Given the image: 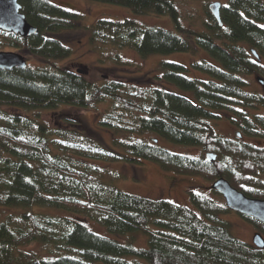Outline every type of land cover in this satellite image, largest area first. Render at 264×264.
<instances>
[{"label":"trees","instance_id":"trees-1","mask_svg":"<svg viewBox=\"0 0 264 264\" xmlns=\"http://www.w3.org/2000/svg\"><path fill=\"white\" fill-rule=\"evenodd\" d=\"M90 1L167 17L177 32L99 20L90 42L110 60L124 64L123 50L144 58L203 50L218 64L193 63L207 80L190 78L183 65L162 63L147 78V88L128 89L113 81L97 85L86 72L57 65L71 57L60 36L77 28L78 16L47 0H19L39 35L0 31V51L23 50L45 65L0 70V209L18 212L5 218L0 213V264H264V250L231 234L222 219L233 213L226 206L195 192L190 193L193 209L129 195L88 163L151 162L179 176L212 183L225 178L246 197L264 200V148L243 140L264 141V96L246 80L255 75L264 80V0H230L221 9L223 27L207 8L203 31L181 27L174 0ZM103 104L109 112L102 127L128 136L115 139L113 148L90 137L77 115L60 112L56 116L62 121H43V112L61 106ZM221 113L242 139L216 132L212 122L223 120ZM150 134L218 159L171 152L145 138ZM241 217L264 236V224ZM88 219L118 239L91 231ZM136 231L148 237L146 249L119 241ZM31 244L42 245L47 255L23 251Z\"/></svg>","mask_w":264,"mask_h":264},{"label":"rangeland","instance_id":"rangeland-1","mask_svg":"<svg viewBox=\"0 0 264 264\" xmlns=\"http://www.w3.org/2000/svg\"><path fill=\"white\" fill-rule=\"evenodd\" d=\"M47 1L78 16V20L75 21L77 28L67 30L60 36V40L71 50V57L67 61L57 62V65L70 68L72 71H76L82 75V71H84L87 73L86 75L88 76V79L97 85L113 81L125 84L128 89L147 88L151 83L147 78L153 76L154 73L159 72V67L162 63H176L183 65L189 69L187 75L190 78L207 80L208 77L206 75L193 69V63L206 61L218 64L217 61L203 50H197L193 54L152 55L146 58L138 55L134 51L123 50L120 55L125 65L117 63L110 60L106 54L102 55L90 42L91 28L99 20L112 22L133 21L142 27L160 28L177 33L173 22L167 17L155 15L141 16L124 7L95 3L90 0ZM174 1L179 9L181 27L186 31H203L204 23L208 21L205 13L208 6L212 3H220L222 6H226L230 2V0ZM0 52L24 55L23 50L11 48H3ZM24 56L27 58L28 67L30 68H38L45 65L44 62L36 57L30 56L29 54ZM259 78L262 79L263 77L255 75L246 78V80L252 85L255 91L264 96V87L258 81ZM178 92L184 96L191 95L190 93ZM108 107L109 106L106 104L98 105L95 109H80L61 106L56 111L43 112V121L48 125H53L54 119L56 122L62 121V118H57L58 116H56V114L60 112L77 115L81 119L84 129L90 137L105 146L113 148V142L115 139L125 140L128 136L126 134L109 131L102 127L101 122L109 112ZM220 115L224 118L223 120L214 123L212 122L216 132L223 138L235 139L237 137L236 134L238 133L236 128L225 120L229 118L227 115L223 113ZM54 116L56 117L54 118ZM136 138L139 139L138 137H134V139ZM145 138L149 141H157L155 135H146ZM243 140L257 147L264 148V141L247 137ZM157 143L166 150L194 158H200L207 153H210L192 147H178L166 141H158ZM88 163L92 166L103 169L106 183L129 195L153 201H168L176 205L192 208L190 193L195 192L213 199L220 205L226 206L225 200L211 189L214 182L212 183L199 177H187L179 176L174 173H166L161 170L157 164L151 162L114 163L89 160ZM0 213L5 218L18 212L11 209H0ZM59 215L65 214L60 213ZM222 219L230 225V232L234 238L243 243L254 246V236L260 232L253 225L246 222L236 213L223 216ZM86 223L91 231L110 239H118L114 235L109 234L105 228L100 225L99 227L96 221L88 219ZM119 241L123 244L132 243L137 249H146L148 247V237L140 231L122 237ZM23 251L27 253L35 252L40 255H47L44 247L40 244L26 246L23 248ZM129 260L131 259L129 258Z\"/></svg>","mask_w":264,"mask_h":264},{"label":"water","instance_id":"water-1","mask_svg":"<svg viewBox=\"0 0 264 264\" xmlns=\"http://www.w3.org/2000/svg\"><path fill=\"white\" fill-rule=\"evenodd\" d=\"M221 9L222 5L220 3H212L208 6L212 17L220 27H223ZM0 31L11 33L22 38H32L39 35V30L30 25L22 13V6L19 0H0ZM26 53L24 52V55ZM252 53L257 59L259 58L255 51ZM24 55L0 52V70L12 71L14 69H27L28 61ZM258 81L264 87V80L259 78ZM236 136L242 138L240 133H237ZM157 142L155 141V143ZM205 158L208 162H216L218 155L215 153H207ZM211 189L225 200L226 207L231 212L264 224V200L246 197L242 192L235 189L225 178H220L215 181ZM253 245L258 250H264V236L260 233L256 234L253 239Z\"/></svg>","mask_w":264,"mask_h":264},{"label":"flooded vegetation","instance_id":"flooded-vegetation-1","mask_svg":"<svg viewBox=\"0 0 264 264\" xmlns=\"http://www.w3.org/2000/svg\"><path fill=\"white\" fill-rule=\"evenodd\" d=\"M26 54H28V52H27ZM255 235H256V234H255Z\"/></svg>","mask_w":264,"mask_h":264}]
</instances>
